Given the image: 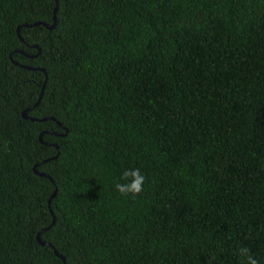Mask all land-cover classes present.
Here are the masks:
<instances>
[{
	"label": "trees",
	"instance_id": "1",
	"mask_svg": "<svg viewBox=\"0 0 264 264\" xmlns=\"http://www.w3.org/2000/svg\"><path fill=\"white\" fill-rule=\"evenodd\" d=\"M54 7L0 0V264H264V0H58L24 26Z\"/></svg>",
	"mask_w": 264,
	"mask_h": 264
},
{
	"label": "clouds",
	"instance_id": "2",
	"mask_svg": "<svg viewBox=\"0 0 264 264\" xmlns=\"http://www.w3.org/2000/svg\"><path fill=\"white\" fill-rule=\"evenodd\" d=\"M145 179V175L139 168H125L121 171L120 180L115 184V189L122 195L136 197L143 191ZM237 255L241 258L243 264H259L247 247L239 248Z\"/></svg>",
	"mask_w": 264,
	"mask_h": 264
},
{
	"label": "water",
	"instance_id": "3",
	"mask_svg": "<svg viewBox=\"0 0 264 264\" xmlns=\"http://www.w3.org/2000/svg\"><path fill=\"white\" fill-rule=\"evenodd\" d=\"M57 8H58V0H55V7H54V10H53V22H52V24H48V23H46V22H43V21H37V22H34L33 24H24V26H31V25H44L45 27H47V28H52V27H54L55 26V24H56V21H57V19H56V11H57ZM18 29H19V27H18ZM35 69H40V68H35ZM42 69V68H41ZM42 70H44V69H42ZM40 101V97H39V99L37 100V102L34 104V105H37L38 104V102ZM22 115L25 117V118H28V119H30V120H32V121H34V120H46V119H53V120H55V118L54 117H43L42 119H39V118H35V117H30V116H28L27 114H26V110H24L23 112H22ZM41 135H42V133H40V135H39V137H40V139H41ZM57 156V155H56ZM56 156H54L53 158H55ZM46 160H50V158H47ZM46 160H44V161H46ZM37 166V164H35V166H34V170H35V167ZM36 172V174H38V175H41V176H46V177H48V178H50L51 179V177L48 175V174H46V173H44V172H38V171H35ZM55 194V192L51 195V196H53ZM53 222H54V219H53ZM44 229H42L40 232H38V234H37V238H38V241L41 243V244H45V245H48V246H51V243H49V242H47V241H43V240H41V238L39 237V235H40V233L43 231ZM54 252L59 256V257H61L62 259H63V264H65V262H64V257L61 255V254H59L55 249H54Z\"/></svg>",
	"mask_w": 264,
	"mask_h": 264
}]
</instances>
